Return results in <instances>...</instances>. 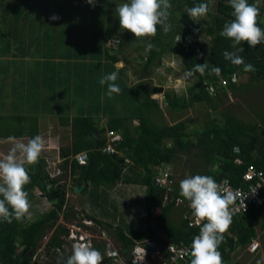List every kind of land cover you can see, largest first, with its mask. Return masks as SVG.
Here are the masks:
<instances>
[{
    "label": "trees",
    "instance_id": "16d2710c",
    "mask_svg": "<svg viewBox=\"0 0 264 264\" xmlns=\"http://www.w3.org/2000/svg\"><path fill=\"white\" fill-rule=\"evenodd\" d=\"M114 1L94 0L93 6L84 0H0V95L6 94L10 99L5 103L1 102L4 98L0 99V138L29 139L39 135V119L51 111L58 113L62 126H72L73 141L64 149L63 170L66 172L72 164L71 177L81 184L90 182L94 187L91 197L96 202H99L96 186L106 187L118 179L114 169L119 159H124L125 170L119 179L138 183L145 191L149 215L139 227L125 228L116 217L105 226L114 228L115 236L124 243L159 241L164 234L155 232L150 222L156 221L158 231L166 229L164 224L177 206L176 199L182 197L179 182L187 173H180L178 178L172 173L177 165L190 167L188 176L203 173L216 179L229 178L233 186L242 187L248 186L244 180L248 164L264 171V111L258 113L257 119L247 121L225 107L230 93L243 86H259L256 89L264 94V41L256 47H249L246 42L233 47L231 39L219 35L223 25L234 19L228 0H214L208 14L196 21L189 18L186 9L207 0H169L170 30L164 32L163 26L157 25L155 36L141 38L119 26L115 8L127 0H116L117 4ZM248 2L258 5L257 24L264 29V0ZM53 15L58 19H50ZM178 36L181 39L175 42ZM147 43L153 47L145 52ZM225 51L235 52L256 70L243 71V65H234L224 58ZM136 53L139 58L132 55ZM15 55L21 58L10 63L18 60L21 66L28 65L25 69L29 77L19 81L21 90L13 94L8 92L10 80L5 74L10 66L3 67L1 63ZM171 55L179 58L185 70L196 63H207L209 70L216 66L221 71L210 75L206 70L203 76L194 73L195 82L183 93L175 88L166 89L162 84L152 83L151 78L158 68L166 66L165 58ZM120 62L126 67H118ZM129 69L139 77L137 83L130 84L125 78ZM113 71H118L115 83L120 92L109 97L108 84L101 85L99 81ZM234 74L240 76L236 82L232 81ZM223 79H228L227 85H223ZM102 93L108 96L99 100ZM160 93L171 110L181 112L198 106L205 111L203 118H188L174 124L159 121L163 109L155 95ZM69 94L85 97L86 108L71 114L63 105L60 108L52 105L54 97L66 99ZM109 130L121 136L113 142L114 153L103 152L110 140ZM236 145L240 147L239 154L233 150ZM82 151L89 155L84 165L75 157ZM193 161L194 165H190ZM47 164L42 158L40 165H25L31 178L24 186L30 204L41 198L50 183L59 184L58 177L47 182L51 177ZM167 167L171 172L169 178L173 179L170 191L154 180L160 169ZM260 197L264 198V187L260 189ZM31 208L19 220L13 218L11 223L0 220V263L30 264V253L39 248L38 241L46 235L45 228L56 219L60 207L54 205L35 222L28 217ZM157 211L159 214L154 217ZM168 227L165 234L177 243L190 245L197 232L186 219L180 227ZM257 227L264 230V201L254 202L249 211L232 218L218 248L223 264H246L235 260L234 253L245 250L258 236ZM63 232L60 226L54 234L55 243L61 242ZM106 248V244L97 245L103 256Z\"/></svg>",
    "mask_w": 264,
    "mask_h": 264
},
{
    "label": "clouds",
    "instance_id": "9594fccd",
    "mask_svg": "<svg viewBox=\"0 0 264 264\" xmlns=\"http://www.w3.org/2000/svg\"><path fill=\"white\" fill-rule=\"evenodd\" d=\"M87 2L94 6V0H87ZM213 3L214 0L198 3L187 8L186 13L189 18L196 21L208 14L210 4ZM228 4L233 10L234 19L223 25L219 35L231 39L233 47L242 42H246L249 47H256L264 41V29L257 24L258 5L250 4L248 0H228ZM171 7L169 0H127L117 5L115 11L120 28L130 31L136 38H141L155 36L157 25L163 26L164 32L170 30L168 18ZM50 19L56 20L58 17L53 15ZM180 39L181 37L178 36L175 42ZM152 47L151 43H147L145 52L150 51ZM223 55L232 64L243 65L245 72L256 70L252 64L245 63L243 57L235 52L225 51ZM206 70H209L207 63H196L192 69L184 73V76L190 78L197 72L203 76ZM220 71L219 67L213 66L208 74H219ZM117 79L118 71H113L99 81L101 85L108 84L109 97L113 93L120 92L119 85L115 83ZM12 139V146L6 154L0 156V197H2L0 198V220L8 223H11L13 218L19 220L24 217L31 207L28 193L24 190V186L31 182L25 165L37 163L44 149V140L40 135L29 138L27 142ZM179 190L180 196L189 201L197 223L206 221L200 226L199 234L192 239L188 253L191 258H189L190 264H223L222 254L218 248L223 240V233L232 222L233 211L230 206L234 204L236 194L232 191L224 192L212 176L199 174L182 179L179 182ZM167 239L172 240L171 235L164 234L159 241L147 239L146 245L153 241L155 245L163 247L159 249L149 245L145 249L142 248L139 251L141 259L136 261V264L152 261L153 256L156 259L160 258L166 250ZM157 251H161V254H157ZM163 255L168 256L166 252ZM103 259L101 252L94 248L90 241H81L72 245L71 254L62 261V264H102ZM189 259L185 261V264H188Z\"/></svg>",
    "mask_w": 264,
    "mask_h": 264
},
{
    "label": "rangeland",
    "instance_id": "374dc122",
    "mask_svg": "<svg viewBox=\"0 0 264 264\" xmlns=\"http://www.w3.org/2000/svg\"><path fill=\"white\" fill-rule=\"evenodd\" d=\"M87 1V0H84ZM115 4L119 3L116 0L114 1ZM117 27V25H116ZM133 56H135V58H139V55L136 54H132ZM131 56V55H130ZM14 58H21L18 55H15V57H11L8 56L6 58H4L2 60L1 65L3 67H9L10 69L7 70L5 72V74L7 75V77H9L10 80V85L8 84V92L15 94L16 91L21 90L18 87V83L19 81H21L24 77H29V72L28 69L26 70L25 67H28V65H25V67L21 66V63L18 62V60L13 61L12 63H10V61ZM165 64L166 66L164 67H160L156 70L155 74L152 76L151 78V82L155 83V84H162L165 86L166 89L169 88H175L176 90H178L180 93L186 92L188 90V88L190 87L191 84H193L195 82V76H192L190 78H186L184 76V73L187 71L185 70L183 67H181V61L179 60L178 57L176 56H168L165 58ZM172 67L173 70H171L169 67ZM118 67H126V64L124 62H120L118 64ZM167 67V68H166ZM125 78L128 80V82L130 84H134L137 83L139 81V77L134 73V70L129 69L127 72H125ZM246 80L248 81V83L250 82V79L247 77H245ZM246 80H244L246 82ZM246 87H242L240 88V90H238L237 92L230 93L229 96V100L227 101L225 107H227L228 110H230L231 112H234L236 114H238V116L244 120L247 121H251V120H255L257 119V115L258 113L264 111V94H260L259 90H257L256 87H252V88H248ZM247 89V90H246ZM250 89H252L250 91ZM52 93V92H51ZM11 95V94H10ZM163 93L160 94H156L155 96L159 98L160 100V104L161 107L163 109V114L158 116V120L159 121H166L168 124H174L177 123L179 120H188V118H199L202 119L203 115L205 114V111L202 110L200 107H189L188 109L184 110V111H175V110H171L163 101ZM107 93H102V96L99 97V100H103L105 98H107ZM88 101L85 100V97H75L72 96L71 94L68 95V97L66 99H60L59 95L55 98H53V106H57L58 108L59 105H63V108L65 107L66 111H68L71 114H76V112L78 111L77 109H83L86 108V106L84 105L85 103H87ZM58 114V113H56ZM51 116V115H49ZM56 117H59V115H54ZM54 116L46 118L45 120H43L42 122H40L41 126H42V134L41 137L44 140V149L41 152V155L39 157V160L42 158H45L48 160V162L50 161V167L48 168L49 171L52 172L53 175L58 176L60 178L59 180V184L62 187V189L65 191V189L67 190V194L68 196L71 198V203L76 205L78 204V199H80L81 201H83V203L85 204V206L88 205H94L96 203V199L93 200L91 199L90 201H88V198L86 197L87 195H84V191H80V192H76L74 189L71 188L72 184L71 183H75L78 181V179H74L72 181V177L67 176V174H65V170H63V168L61 167L64 163V154L63 152H61V147L63 140L66 141L68 144H72V138H69L72 134L71 129L72 126L68 125V126H62V124H60V121L57 120L58 118H54ZM196 124V122L194 123V125ZM66 134L69 135L68 138H65L64 135L66 136ZM16 140H22L24 142H27L28 139H16ZM72 140V141H71ZM12 142L13 139H6V138H0V156H3L4 154L7 153L8 149L12 146ZM63 144H66L63 142ZM67 144V145H68ZM70 144V145H71ZM47 149V151L45 150ZM45 150V151H44ZM85 152V151H82ZM81 153V152H80ZM78 153V154H80ZM76 154L75 157L78 155ZM186 156L184 155L183 158H185ZM35 163L40 165V162ZM190 160V158L188 159V161ZM194 161L192 162V164L190 165H194L193 164ZM196 163V162H195ZM177 169H173V173L176 175L177 177L181 178V176L179 175L182 172H186L187 173V177L189 175V172L191 174L190 171V167L184 169V167L177 165ZM115 181H113L112 183H107L106 185V189H105V194L104 197L100 194V192H98L99 189H101L100 187L95 188L94 191H97L98 193V197L97 199H105V203L104 204H100L97 209H90L88 212L89 213H94V210H98L99 212H101L102 214H106L108 216L111 217H117L119 219L118 223L121 222L123 219L129 223L131 221V217H136L137 218V222L140 225L141 223H143V221H145L149 215L148 209H147V196L145 195V191L142 190V188L137 185V184H133L132 186L130 184H124L122 182V180L119 179V176H117ZM80 183V182H79ZM59 184H57L56 188L59 187ZM91 184V183H90ZM83 185V184H82ZM85 186V185H84ZM88 187V186H87ZM74 188V187H73ZM93 185L91 184L90 186V191L93 190ZM98 189V190H96ZM74 190V191H72ZM102 192V190H99ZM143 191V192H142ZM136 192H141V194L138 197H134L132 196L133 194H135ZM78 194V195H77ZM81 194V195H79ZM92 194V193H91ZM41 198L38 197V199L36 201H33L31 205V210L29 212V215L32 216L33 218L31 219L32 222H35L36 219L40 218L43 214L45 210H49V208H53L55 203H49L48 199H46L43 196H40ZM87 198V199H86ZM130 199V205L127 206L125 205L127 200ZM79 205V204H78ZM46 206V207H45ZM115 206H120L115 207ZM125 206H127L126 209ZM49 207V208H47ZM80 209L84 208V207H80ZM37 209V210H35ZM83 212V211H81ZM96 213V212H95ZM159 212H155L154 217L158 216ZM28 215V216H29ZM97 215V214H96ZM178 215L175 214H171V218H176ZM150 224L152 225L153 229L157 232V233H166V229H161L160 231H158L159 228H157V223L155 220H151ZM147 224H145L146 226ZM73 231L75 233L78 232V227L74 226L72 227ZM82 229V228H81ZM95 230V229H94ZM82 231V230H81ZM93 231V230H92ZM91 230H89L90 235L88 234L89 239L92 238L91 236H95V235H100L98 234H93ZM110 231V230H109ZM80 232V231H79ZM262 234L259 235V242L261 244H259V247L257 248L256 251H250L249 247H247L245 250L241 251H235L234 253V259H240V261L245 262L246 264H264V231H261ZM81 233V232H80ZM87 235V234H86ZM72 236V235H71ZM101 236V235H100ZM99 236V237H100ZM49 235H47V239H45L44 242H46L48 240ZM169 237V236H168ZM170 238V237H169ZM106 240V238H103V242ZM107 241L109 242V244H107V247H115L116 242L112 241V239L110 237H107ZM148 241H145V244H147ZM157 245H155L154 247H156ZM42 248H43V244H42ZM157 248L162 249V247L157 246ZM164 257L163 254L160 255V259L158 260H162Z\"/></svg>",
    "mask_w": 264,
    "mask_h": 264
},
{
    "label": "flooded vegetation",
    "instance_id": "af4514ba",
    "mask_svg": "<svg viewBox=\"0 0 264 264\" xmlns=\"http://www.w3.org/2000/svg\"><path fill=\"white\" fill-rule=\"evenodd\" d=\"M120 160V159H119ZM118 160V162H119ZM124 160V159H123ZM124 165H117L114 169V172L116 173V176H121L122 172L125 171L123 168ZM68 175V174H67ZM71 177V176H70ZM73 178V177H72ZM75 179V177L72 179V181ZM78 182V181H77ZM72 186L71 188L73 189V187L75 186L74 182L71 183ZM83 184V183H82ZM86 184V183H84ZM134 184H138V183H134ZM57 185H55L54 183H50L46 190L43 191V193L40 194V196L45 197L46 199H48L49 203H54V200L57 199L55 205H58L59 211H58V215L56 216V219L51 221V225L50 227L45 228L46 231V235L40 239V241H38V245L39 248L35 251L34 250V254L30 253L32 260L30 262V264H61V262L63 260L66 259V257L68 255L71 254L72 248L71 246L73 245V242H75L74 240H70V238L72 239L71 235H75L77 238L81 239L80 236V230L78 229V232L75 233L73 231L72 228L67 227V223L68 222L65 218L67 212H70V217H68L67 219H70L73 223V221L79 220V218H82V215L84 216L85 214H82L81 211H84V208L80 209L78 208L79 206L74 205L71 203V198H67V192H64V194L61 193V191L63 190L62 187L61 189H57L56 188ZM74 191V190H72ZM46 207V206H45ZM49 208V207H47ZM50 208L49 210H45L46 213L50 212ZM88 216V215H87ZM30 218V220L33 218L32 216H28ZM94 219H96L94 217ZM53 222H55V227H53ZM97 223V220L95 221ZM94 223V226H96ZM92 223V224H93ZM74 224H78V222H74ZM60 226H62L64 228V232L62 234H60V239L61 242H54V234H56L57 230L60 228ZM78 227V226H77ZM101 227V226H100ZM68 229V231H67ZM103 229L105 230V228L103 227ZM92 233L98 234L99 231L97 230H93ZM115 233V232H114ZM47 235H49L48 240L46 242L45 239H47ZM110 237V236H108ZM97 238L96 235L93 236L90 240L91 244L93 245L94 248L97 249V245L99 243H97ZM114 239H112V241H114ZM101 244H109V242L107 241V239L103 242V240H100ZM72 243V244H71ZM42 244H43V248H42ZM147 245L145 244V241H135V242H129V243H124L121 241H116V245L115 247H110V248H106L104 251V259L102 261V264H136V261H140L141 259V255L139 253V251L143 248L145 249ZM26 249V248H25ZM29 249L27 248L26 252ZM2 264V263H1Z\"/></svg>",
    "mask_w": 264,
    "mask_h": 264
},
{
    "label": "built area",
    "instance_id": "2783aa9c",
    "mask_svg": "<svg viewBox=\"0 0 264 264\" xmlns=\"http://www.w3.org/2000/svg\"><path fill=\"white\" fill-rule=\"evenodd\" d=\"M238 79H240L239 74L233 75V82H236ZM228 79H223V85H227ZM108 136L110 140L108 141V144L103 147V152L107 153H114V143L116 140H119L121 138L119 133H116L112 130H109ZM78 162L82 165L87 164L89 155L87 152H81L76 156ZM241 162L240 160H238ZM173 173V172H172ZM171 175V172L169 170V167L166 169H160L159 173L155 176V183L159 186H165L168 191L172 189L173 185V179L169 176ZM197 175V174H195ZM199 175H205V174H199ZM213 177V176H212ZM214 178V177H213ZM216 182L221 186V189L224 192L232 191L236 194V200L233 205L230 206V208L233 211L232 218L235 216H238L240 214H244L247 211H249L250 206L256 202L261 204L264 201V198L260 197V189L264 187V171L259 169L255 164L250 163L247 166V169L244 173V180L248 183L247 187L242 186H233L230 183V179H216ZM176 205H184L187 207V213L185 215L186 220L188 221L189 227H194L197 229V232L194 236L199 234L200 226H202L203 223L206 221H201L197 223V219L193 216L192 210L189 206V201L185 200L183 197H178L176 199ZM250 251H256L259 247V244H256L254 241L251 242V244L248 245ZM166 250L163 252V254L166 252L167 257H162V260H158L160 258H157L156 261H146L141 262V264H185V261H187L190 258L189 250L191 248V244L186 243H176L173 242L170 239H167V244L165 246ZM157 254H161V251H157Z\"/></svg>",
    "mask_w": 264,
    "mask_h": 264
},
{
    "label": "crops",
    "instance_id": "0c3cea01",
    "mask_svg": "<svg viewBox=\"0 0 264 264\" xmlns=\"http://www.w3.org/2000/svg\"><path fill=\"white\" fill-rule=\"evenodd\" d=\"M245 77H247V74H246V76ZM248 80V79H247ZM1 98H4L1 102L2 103H5V102H8L10 99H9V97L6 95V94H4V95H0V99ZM49 115H51V116H49ZM49 115H46V116H44V117H41L40 119H39V122H42L43 120H45L46 118H49V117H52V116H54V115H58V114H56V113H54L53 111H51V113L49 114ZM54 118H58L57 120H59V118L60 117H56V116H54ZM27 123H30V122H27ZM42 126H41V124L39 123V130H38V132H39V135L41 136V134H42ZM72 132V131H71ZM70 137H69V135L68 134H66V136L64 135V137L65 138H72V134L70 133ZM72 141V140H71ZM63 142L64 143H66V144H63ZM63 142H62V147H61V152H63V154H64V149L66 148V147H68L70 144H68L66 141H64L63 140ZM68 144V145H67ZM46 151H47V149H45ZM44 150V151H45ZM233 150H234V152H235V154H239L240 152H241V150H240V147L239 146H234V148H233ZM85 152H87V151H85ZM66 154H64V158H66V156H65ZM43 159H45V158H43ZM65 160V159H64ZM242 159H240V161H241ZM46 161L48 162V160L46 159ZM39 162H40V160H39ZM50 163V161L48 162V164H47V166H46V168L48 169L51 165L49 164ZM28 165V164H27ZM50 165V166H49ZM71 165L72 164H69V166H68V169H67V171L65 172V174H68L67 176H72L71 175V171H72V169H71ZM62 167V166H61ZM63 168V167H62ZM49 171V170H48ZM50 172V175H51V177L47 180V182H50L51 180H52V178H57L58 176H55V175H53L52 174V172L51 171H49ZM203 174V173H202ZM117 177V176H116ZM59 178V177H58ZM59 180H60V178H59ZM122 181H124V182H122V183H124V184H130L131 186L133 185V184H131V183H128V182H126V180H122ZM84 183H89L88 184V188H90V186H91V184H90V182H84ZM83 183V184H84ZM137 185H139L141 188H142V186L140 185V184H137ZM133 187V186H132ZM101 189H99V190H102V192L101 191H99L98 189V192H100V194L104 197V194H105V189H106V187H104V186H101L100 187ZM86 189V188H85ZM84 189V190H85ZM83 190V191H84ZM142 190H143V188H142ZM144 191V190H143ZM142 191V192H143ZM85 192V191H84ZM88 194V195H87ZM141 194V192H136L135 194H133L132 196H134V197H138L139 195ZM78 195V194H77ZM79 195H81V194H79ZM84 195H87L86 197L88 198V201H90L91 199L93 200V198L91 197V191H90V189L87 191V192H85L84 193ZM67 198H69V196H68V194H67ZM86 198V199H87ZM71 200V199H70ZM99 202H96L94 205H88V206H85V204L83 203V201H81L80 199H78V204H76L77 206H80V207H84V211L82 212V214H85L84 216L82 215V218H79V220H76V221H73V223H72V221L70 220V219H67L68 217H70L71 215H70V212L68 211L67 212V214H66V216H65V218H66V220L68 221V222H66L67 223V227H70V228H72V227H74V226H76V224H74V222H78V224H77V226H78V228H79V230H80V234H81V236H80V238L81 239H79V238H77L75 235L73 236H71L72 237V239L70 238V240H74L75 242H73V244L74 243H77V242H81V241H90L91 240V238L89 239V237H88V234L90 235V233H89V230H97V231H99V234L101 235H96V237H98L97 238V243H98V241H99V243L101 242L100 240L102 239L103 240V238H106L107 239V237L108 236H110V238L111 239H114L115 238V242L116 241H119L118 239H117V237L115 236V229L114 228H112V227H106L105 226V224H109V223H113V217H111V216H108V215H106V214H102L101 212H99L98 210H94V213H89L88 211L90 210V209H92V208H94V209H97V207L100 205V204H104L105 203V199H99L98 200ZM125 205H127V206H129L130 205V199H128L127 200V202H126V204ZM127 206H125V208L126 209H129V208H127ZM115 207H120V206H115ZM79 208V207H78ZM186 208V209H185ZM96 212V213H95ZM175 214V215H178L176 218H171V214ZM186 213H187V207L186 206H184V205H177V206H174L173 207V209L171 210V213H170V216H169V218H168V223L166 222V224H164L165 226H166V229H167V227L168 226H171V225H173L174 227L175 226H179L180 227V224L183 222V220H185L186 219V217H185V215H186ZM97 214V215H96ZM88 215V216H87ZM94 217L96 218V219H94ZM131 219V221L128 223L127 221H126V219H125V221L126 222H123V221H121V222H119L118 224H120V223H123V224H125L126 226H125V228L126 227H128V226H131V227H135V228H137V227H139V224H138V220H137V218L136 217H131L130 218ZM97 220V223L95 222ZM116 221H119V219L116 217ZM93 222H95L96 224V226H94V223ZM54 224H53V227H55V222H53ZM93 223V224H92ZM115 224H117L116 222H115ZM101 226V227H100ZM50 227V226H49ZM103 227L105 228V230L103 229ZM82 228V229H81ZM168 228H170V227H168ZM257 229L259 230V233H258V236L255 238V239H253L252 240V242L254 241L256 244H261L260 242H259V235L260 234H262V232L261 231H264V230H262V229H260V227H257ZM82 230V231H81ZM110 230V231H109ZM87 234V235H86ZM130 235V234H129ZM100 236V237H99ZM91 237H93V236H91ZM133 239H136V238H133ZM132 238H131V240H133ZM72 244V243H71ZM249 244H251V243H249ZM157 247V246H156ZM163 247V246H162ZM71 248H72V246H71ZM156 254V253H155ZM156 259V257L155 256H153L152 257V260H155Z\"/></svg>",
    "mask_w": 264,
    "mask_h": 264
},
{
    "label": "water",
    "instance_id": "95a60500",
    "mask_svg": "<svg viewBox=\"0 0 264 264\" xmlns=\"http://www.w3.org/2000/svg\"><path fill=\"white\" fill-rule=\"evenodd\" d=\"M123 163H124V160H123V159H120L119 162H118V164H120V165L123 164ZM150 167H151V165H150ZM75 184H76V185L74 186L73 189H74L76 192L83 191L84 188L88 186V183L84 184L85 186L82 185V184L79 183V182H75ZM59 186H60V185H59ZM59 188H61V186H60ZM57 189H58V188H57ZM64 192H67V190L65 189V191H64V190L61 191L62 194H64ZM56 201H57V199L54 200V203H56ZM67 231H68V229H67ZM149 245H150L151 247H154V246H155V242L151 241V242L149 243ZM149 245H147V247H149Z\"/></svg>",
    "mask_w": 264,
    "mask_h": 264
}]
</instances>
